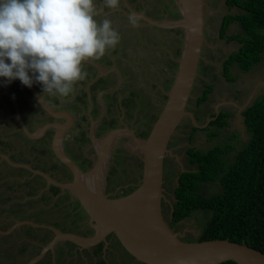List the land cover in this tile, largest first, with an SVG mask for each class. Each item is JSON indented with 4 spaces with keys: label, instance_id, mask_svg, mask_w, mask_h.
Masks as SVG:
<instances>
[{
    "label": "rangeland",
    "instance_id": "1",
    "mask_svg": "<svg viewBox=\"0 0 264 264\" xmlns=\"http://www.w3.org/2000/svg\"><path fill=\"white\" fill-rule=\"evenodd\" d=\"M139 1H142L144 5L141 4V8L138 9V16L130 15L137 20L135 26L129 22L128 18L117 19L115 11L110 13L109 20L121 39L115 49L110 50L109 59L118 66V70L120 62L127 60L130 65L137 62L142 64L143 71L156 68L157 60L162 61L163 79L157 77L151 78L152 81H145L146 76L137 78L138 81L151 83L150 85L160 84V87L152 93L149 86L146 90L149 101H142V97L138 96L142 107L130 108L126 112L128 116H124V119L117 123L114 122L116 125L114 130L106 131L100 138L94 135L88 140H85V137L78 138V141L83 144L81 145L85 153L77 150L76 155L86 154L92 160L90 164H84V169L89 175L82 179L81 196L86 197L92 208H95L103 217L107 212L106 207L96 203L95 200H100L104 196L108 206L109 202L118 201L136 191L144 178V155L140 152L136 140L132 135L124 132H119L114 137L112 134L124 128L123 124L136 134L139 141H145L149 137L168 101L174 85L173 77L178 74L181 67L180 56L187 38V34L181 32V29L172 27L184 18L185 6L181 0ZM199 2L204 15L205 41L188 112H196L200 116L194 113V116L182 118L170 138L163 160L160 200L163 220L185 243L197 242L207 223L202 212L194 213L179 224L172 223V212L176 203L174 193L178 187L179 176L186 171L196 169L189 163L188 149L195 148L206 152L212 147L228 142L235 145L228 156L229 162H233L234 156H237L243 146L248 144L251 137L244 125L242 109L245 110L264 92V60L249 73L244 72V74L235 65L231 69V79L224 74V62L241 45L221 38L222 20L228 14L235 15L241 11L228 7L227 0H199ZM241 32H243L241 26L234 22L226 37ZM124 35H129L128 37L132 39L130 44L126 38L124 39ZM177 51H180V56L177 55ZM123 83L122 79L120 85ZM210 86L213 90L209 100L198 105V99ZM0 111L4 112L1 109ZM222 111L231 114L227 117L229 125L222 128L210 126L214 114L218 112L221 114ZM7 117L0 116V120ZM33 117L28 116V123L25 122L24 116L21 117V123L25 122L28 126L26 145L29 154L25 155V159L28 156V163L24 164H28L31 168L32 165L39 166L36 171L52 178L50 179L52 185H48L46 178L33 172L26 165L16 168L17 175L14 179L11 177L10 184L4 183V180H8L9 177L8 169L3 168L4 172L0 170V264H29L52 241L54 232L50 228L75 234L81 238H92L95 235L96 225L93 219L80 202L78 193L70 186L75 180L72 169L64 166L63 160L52 159L44 147L39 145L32 147L31 144L37 141L35 139L38 137L30 130V127L37 124L36 119L30 120ZM76 118L86 123L90 116L83 115ZM195 125L198 126L197 131H194ZM16 128L18 129L17 126ZM12 131L9 135L5 131L0 132L2 134L0 142L4 139L14 140V147L21 148L19 144L22 143L23 136H14ZM214 131L219 134L212 136ZM20 132L23 133L24 130ZM110 138L113 140H108ZM42 148L44 151H39ZM66 157L70 158L68 155ZM41 165L43 166L40 167ZM4 173L6 177L3 176ZM10 174L15 175V173ZM220 190V185L216 182L206 186L204 195L211 196ZM26 247L28 250L24 253L22 249ZM79 248L72 242L61 241L53 247L54 254L50 252L51 250L48 251L43 260L35 264H140L117 240L110 241L109 237L90 248Z\"/></svg>",
    "mask_w": 264,
    "mask_h": 264
},
{
    "label": "water",
    "instance_id": "2",
    "mask_svg": "<svg viewBox=\"0 0 264 264\" xmlns=\"http://www.w3.org/2000/svg\"><path fill=\"white\" fill-rule=\"evenodd\" d=\"M181 3L185 6L184 18L177 25L172 26L180 28L187 34L181 67L168 96V102L149 137L145 141L136 140L140 152L144 155V178L141 186L132 194L118 201L109 202L108 206H106V197L97 200V203L106 207L107 211L105 216L101 214V217L89 204L87 198L81 196V182L87 175L58 153L60 159L74 172L75 180L70 186L78 193L80 202L93 219L96 232L92 238H81L49 227L55 233L54 241L29 264L40 261L61 241L72 242L83 249L96 245L111 234L116 235L132 257L144 264H223L229 261L237 264H264V254L244 244L226 240L185 243L162 217L160 200L163 160L174 130L181 119L189 114L186 108L196 84L205 41V22L201 3L199 0H181ZM55 142L58 143V138ZM28 168L52 182L45 173L29 166ZM136 202L137 207L134 206Z\"/></svg>",
    "mask_w": 264,
    "mask_h": 264
},
{
    "label": "trees",
    "instance_id": "3",
    "mask_svg": "<svg viewBox=\"0 0 264 264\" xmlns=\"http://www.w3.org/2000/svg\"><path fill=\"white\" fill-rule=\"evenodd\" d=\"M227 6L241 11L226 15L221 24V38L241 45L224 62V74L231 79V69L235 65L247 73L264 60V0H227ZM234 22L243 32L226 37ZM177 55H181L180 51ZM212 90L210 86L199 102L205 101ZM243 116L251 139L234 156L233 162H229L228 156L235 145L228 142L206 152L188 149L189 163L196 169L179 176L172 222L178 224L194 213L202 212L207 223L197 242L226 240L264 254V92ZM227 117L229 113H222L210 126L229 125ZM218 134L214 131L212 136ZM216 182L221 190L205 196L206 186Z\"/></svg>",
    "mask_w": 264,
    "mask_h": 264
},
{
    "label": "clouds",
    "instance_id": "4",
    "mask_svg": "<svg viewBox=\"0 0 264 264\" xmlns=\"http://www.w3.org/2000/svg\"><path fill=\"white\" fill-rule=\"evenodd\" d=\"M119 2L120 0H103V6L115 10ZM101 11L103 8L97 9L95 0H0V83L10 84L19 80L28 88L39 84L42 93L52 97H69L77 82L84 80L87 75L83 71V63L99 60L120 42V34L112 27L109 19L97 21L95 18ZM129 22L133 26L137 24L134 16H129ZM210 93L201 103L200 97L198 105L207 102ZM188 107L189 105L186 108L189 113L187 116H194L196 112H188ZM245 110L242 109V116ZM58 113L66 116L62 119L63 124H49L40 130L47 128V132H56L55 148H61L66 137H72L77 144L78 138L75 132L72 135L71 132L80 128L76 124L81 120L76 116H67L63 111L56 112V116H60ZM221 114H214L211 122ZM44 136L38 137L43 139ZM54 151L56 152L55 149ZM173 213L174 207L172 215Z\"/></svg>",
    "mask_w": 264,
    "mask_h": 264
},
{
    "label": "crops",
    "instance_id": "5",
    "mask_svg": "<svg viewBox=\"0 0 264 264\" xmlns=\"http://www.w3.org/2000/svg\"><path fill=\"white\" fill-rule=\"evenodd\" d=\"M95 3L97 9L103 8V11H101L99 15L95 17L97 21L109 19L110 13L112 11H115L116 16H118L117 19H129L130 15L138 16V9L141 8V4L144 5V3L139 0H120L118 8L112 10L103 6V0H95ZM128 36L129 35H126L124 39L126 38L127 42L130 44L132 39ZM110 57L111 54L110 51H108L99 60L84 62L82 67L83 71L87 75L84 80L77 82L74 92L67 98L52 97L47 93H42V88L39 84H34L33 87L28 88L27 86L22 85L19 80H15L10 84L0 83V109L4 110V112L0 111V116H8L7 118H1L0 132L2 133L5 131L6 134L9 135L10 131L13 130L12 132H14V136H23L21 139L22 143L19 144L21 148L14 147V140L12 141L4 139L0 142V170L4 172L3 168H6L9 171L8 180H4V183L10 184L12 181L10 180L11 177L14 179L17 175L16 168L26 165L24 163H28V156L25 159V155H27V153L29 154L26 145L28 142V126H26V123H28V116H34L30 120H37V124L30 127V130L33 132V135L38 136H48V134L53 132L52 130L47 132V128H44L43 131H41L40 129L43 126L49 124L61 125L64 123L62 119H64L66 116H61L64 113H58L60 116H56V112L63 111L66 112L67 116L71 117L83 115L90 116V119L86 123L80 122L75 124L86 132L85 140H88L93 135L100 138L106 133V131L108 132L110 130H114L116 126L114 125V122L117 123L119 120H123L124 116H128V113L126 112L129 111L130 108L136 106H139L140 108L142 107V102L141 100H138V96L142 97V101H149V98L146 96V90L149 88V86H151L152 93L159 89L160 84L150 85L151 83L138 81L137 78L139 76H146L147 79L145 81H152L151 78H162L163 74L161 73V69L164 67L162 61L157 60L158 66L156 68L143 71L141 70L142 64L140 65L139 62H137V64L130 65V63L125 60V62H120V69L118 70V66L111 62L109 59ZM174 67L177 68L176 66ZM113 75L116 77L114 78ZM176 76L177 75L173 77L174 81ZM122 79L124 83L120 85ZM116 82H118V84ZM124 86L126 88H124ZM84 112L86 114H84ZM22 116H24L26 123H21ZM102 116L104 117L102 118ZM17 122L20 123L17 124ZM108 123H111V125H108ZM122 127L124 128L114 131L116 134L113 133L112 136L114 137L117 136V133L119 134V132H124L127 135H132L135 140L138 138L136 134L130 128H128V126H124L122 124ZM21 130H24V132L21 133ZM40 139V137H37L35 140L38 142L34 141L33 144H31L32 147L33 145H39L41 147L46 146V142L44 141L45 139ZM108 140H113V138ZM67 142L71 143V141H66V143ZM78 143L82 144V142ZM78 143L75 145H78ZM54 149L56 150V152L53 151L54 154L56 153V157L54 156L52 159H60L57 153L66 157L62 147L55 148L54 146ZM31 150H33V148H31ZM42 150L43 148L39 151ZM76 151L77 148L75 152ZM86 157H88V162L90 164V162H92L91 157ZM26 166L28 167V164ZM42 166L43 165L40 167ZM32 167L36 169L39 166L36 167L35 165H32ZM77 167L84 175H89L88 171H83L79 166ZM53 168L56 167L53 166ZM10 173H15V175L12 174L13 176H11ZM3 176L6 177L5 173ZM47 182L48 185H52V183L48 180ZM95 201L97 203V200Z\"/></svg>",
    "mask_w": 264,
    "mask_h": 264
},
{
    "label": "flooded vegetation",
    "instance_id": "6",
    "mask_svg": "<svg viewBox=\"0 0 264 264\" xmlns=\"http://www.w3.org/2000/svg\"><path fill=\"white\" fill-rule=\"evenodd\" d=\"M168 102V101H167ZM167 104V103H166ZM166 106V105H165ZM164 110V109H163ZM163 112V111H162ZM162 112H161V114H162ZM161 114L159 115V117L161 116ZM159 119V118H158ZM73 132H75V135H76V137L77 138H79V139H83V137H85L86 136V132L83 130V129H80V128H75V129H73L72 130V132H71V135H72V133ZM55 135H56V132L53 130V132L51 133V134H48V136L47 135H45V137L42 139V140H44L45 142H46V146H44V148H45V151H47L48 150V153L50 154V157H56V155L54 154V138H55ZM47 136V137H46ZM71 137V136H70ZM64 143H62V149H63V151H64V153L66 154V156L68 155L70 158H71V161L72 162H74L75 164H77V166H79L83 171H85V165L84 164H89V162H88V157H86V154H84V155H81V156H77L76 155V152H74L75 150H76V148H77V150L79 151V152H81V153H85L84 152V149H83V147H82V145L81 146H79V145H75V143H74V140H73V138L71 137V138H65L64 140ZM66 141H71V143L70 142H67L66 143ZM54 151V152H53ZM69 158V159H70ZM57 159V158H56ZM58 160V159H57ZM64 164V163H63ZM64 166H67L66 164H64ZM72 173V172H71ZM59 231H61L62 232V230H59ZM96 232V231H95ZM62 233H65V232H62ZM54 234V236H53V239H52V241H54V239H55V233H53ZM109 237V240L110 241H114V240H117V242L121 245V242H120V240L116 237V235H114V234H111V235H109L108 236ZM51 241V242H52ZM50 242V243H51ZM50 243H48V245L50 244ZM77 249V248H76ZM26 250H28V247H26V248H23L22 249V251L25 253L26 252ZM50 251V250H49ZM50 252H52V251H50ZM41 254V253H40ZM39 254V255H40ZM47 254V253H46ZM52 254H54V252H52ZM38 255V256H39ZM45 257V256H44ZM43 257V258H44ZM43 258L41 259V261L43 260ZM139 262V261H138ZM137 262V263H138ZM140 264H144V263H141V262H139Z\"/></svg>",
    "mask_w": 264,
    "mask_h": 264
},
{
    "label": "bare ground",
    "instance_id": "7",
    "mask_svg": "<svg viewBox=\"0 0 264 264\" xmlns=\"http://www.w3.org/2000/svg\"><path fill=\"white\" fill-rule=\"evenodd\" d=\"M186 41V40H185ZM154 172H156V170H154ZM154 172H152V173H154ZM94 179V178H93ZM90 185V184H89ZM92 187V186H91ZM101 193V192H100ZM100 196H101V194H100ZM97 197V196H96ZM139 204V203H138ZM134 206H136L137 207V202L134 204Z\"/></svg>",
    "mask_w": 264,
    "mask_h": 264
}]
</instances>
